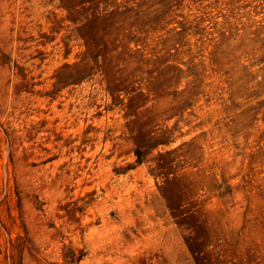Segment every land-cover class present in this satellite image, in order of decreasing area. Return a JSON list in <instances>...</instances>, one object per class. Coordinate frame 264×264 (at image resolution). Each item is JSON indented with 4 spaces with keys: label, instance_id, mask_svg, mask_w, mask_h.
Returning a JSON list of instances; mask_svg holds the SVG:
<instances>
[{
    "label": "rangeland",
    "instance_id": "1",
    "mask_svg": "<svg viewBox=\"0 0 264 264\" xmlns=\"http://www.w3.org/2000/svg\"><path fill=\"white\" fill-rule=\"evenodd\" d=\"M0 264H264V0H0Z\"/></svg>",
    "mask_w": 264,
    "mask_h": 264
}]
</instances>
